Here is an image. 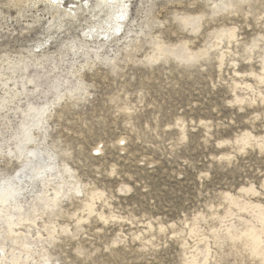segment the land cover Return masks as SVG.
I'll return each mask as SVG.
<instances>
[{"label":"rangeland","instance_id":"374dc122","mask_svg":"<svg viewBox=\"0 0 264 264\" xmlns=\"http://www.w3.org/2000/svg\"><path fill=\"white\" fill-rule=\"evenodd\" d=\"M45 1L0 0V264H264V0Z\"/></svg>","mask_w":264,"mask_h":264},{"label":"bare ground","instance_id":"6f19581e","mask_svg":"<svg viewBox=\"0 0 264 264\" xmlns=\"http://www.w3.org/2000/svg\"><path fill=\"white\" fill-rule=\"evenodd\" d=\"M47 1V0H46ZM45 1V2H46ZM99 1H101V2H107V0H99ZM123 6H124V4H122ZM124 8V7H123Z\"/></svg>","mask_w":264,"mask_h":264}]
</instances>
